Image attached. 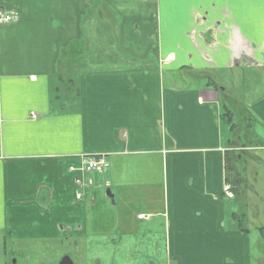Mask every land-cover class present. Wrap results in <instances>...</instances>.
Masks as SVG:
<instances>
[{
  "label": "crops",
  "instance_id": "1",
  "mask_svg": "<svg viewBox=\"0 0 264 264\" xmlns=\"http://www.w3.org/2000/svg\"><path fill=\"white\" fill-rule=\"evenodd\" d=\"M0 7L18 17L0 24V264H264L232 154L256 146L225 136L220 78L264 84L262 0ZM245 110L264 125V92ZM94 156L105 172L70 171Z\"/></svg>",
  "mask_w": 264,
  "mask_h": 264
},
{
  "label": "rangeland",
  "instance_id": "2",
  "mask_svg": "<svg viewBox=\"0 0 264 264\" xmlns=\"http://www.w3.org/2000/svg\"><path fill=\"white\" fill-rule=\"evenodd\" d=\"M134 22H127V28L130 29ZM186 26V23L184 24ZM174 33V41L175 44L178 40L183 42V36L181 34H185V32H172ZM127 41V38L125 39ZM128 41L130 39L128 38ZM253 70H248L244 76H240L239 80V74L241 71L239 70L234 71L231 74H235L232 77H229L228 73L223 74L221 77L224 78H230L231 80H235V83L233 86H227V84L222 83L227 88L230 89L227 96H225L228 99H231L234 101V105L231 108V111L233 112L234 118L233 123L236 126V131L234 135H232L229 132V128L231 127V123L229 122V117L226 115L227 112L224 110V115L226 119V130H224L225 136L228 140L233 138L236 143L239 145H253L255 148H253L250 153H246L242 150V148H239V150H235L232 152V154H238L240 156L241 160V166L246 167L247 169V184L243 186V189L245 190V193L247 194V199L244 198L245 204H249V208L247 210L249 221L244 223V225L249 227V231H251L250 239L254 243L253 247L255 252H257V242H260L262 244V251L264 249V149L261 148V146L258 148L259 145H261L262 142L259 141L257 137L264 139V125L257 124L256 122L251 124V126L248 128L247 125L249 123L247 122V118L241 114L244 113L246 105L251 106L254 104L259 94L264 92V84L259 85L256 80L253 79ZM256 78L261 83L264 82V74L262 73V76L260 73H257ZM241 75V74H240ZM224 81V80H222ZM221 81V82H222ZM220 82V83H221ZM243 84V86H242ZM255 92V93H252ZM245 93V94H244ZM245 96H244V95ZM244 96V97H243ZM233 103V102H232ZM230 126V127H229ZM264 144V142H263ZM244 156V157H243ZM257 156L259 159L255 162L254 160H251V157ZM243 157V158H241ZM245 169V168H243ZM246 229V228H245ZM17 260L16 258H12V260H7V264H15L14 261ZM19 263L22 264V258L18 257L17 260ZM1 262V260H0Z\"/></svg>",
  "mask_w": 264,
  "mask_h": 264
},
{
  "label": "built area",
  "instance_id": "3",
  "mask_svg": "<svg viewBox=\"0 0 264 264\" xmlns=\"http://www.w3.org/2000/svg\"><path fill=\"white\" fill-rule=\"evenodd\" d=\"M18 20V17L16 14L12 12H8L4 10L2 7H0V24H7L12 23ZM37 115L36 113L31 114L32 119H36ZM109 167V163L107 161L106 156H94V157H88L84 160V165L82 168L77 170L76 168H71V172L76 173L77 171H80L81 173H92V172H105ZM75 184L77 187L83 186V181L80 179H77L75 181ZM225 192L229 198L233 197V193L231 191L230 187H225ZM78 198L81 197V195L77 194ZM151 217V215H145L140 214L138 216V219L148 220Z\"/></svg>",
  "mask_w": 264,
  "mask_h": 264
},
{
  "label": "water",
  "instance_id": "4",
  "mask_svg": "<svg viewBox=\"0 0 264 264\" xmlns=\"http://www.w3.org/2000/svg\"><path fill=\"white\" fill-rule=\"evenodd\" d=\"M60 264H73V262H72V260H71V258H70L69 256H65V257L61 260Z\"/></svg>",
  "mask_w": 264,
  "mask_h": 264
},
{
  "label": "trees",
  "instance_id": "5",
  "mask_svg": "<svg viewBox=\"0 0 264 264\" xmlns=\"http://www.w3.org/2000/svg\"><path fill=\"white\" fill-rule=\"evenodd\" d=\"M226 115H230V112H228ZM233 121V120H232ZM231 121V127H234V131H235V128L236 126L234 124H232L233 122ZM246 230V229H245Z\"/></svg>",
  "mask_w": 264,
  "mask_h": 264
},
{
  "label": "snow or ice",
  "instance_id": "6",
  "mask_svg": "<svg viewBox=\"0 0 264 264\" xmlns=\"http://www.w3.org/2000/svg\"><path fill=\"white\" fill-rule=\"evenodd\" d=\"M262 5H264V0H262Z\"/></svg>",
  "mask_w": 264,
  "mask_h": 264
}]
</instances>
